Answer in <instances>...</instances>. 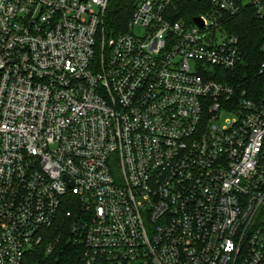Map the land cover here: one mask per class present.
<instances>
[{"label":"built area","instance_id":"2783aa9c","mask_svg":"<svg viewBox=\"0 0 264 264\" xmlns=\"http://www.w3.org/2000/svg\"><path fill=\"white\" fill-rule=\"evenodd\" d=\"M109 1L0 0V264L62 217L78 264H264V92L228 27L264 0H138L107 36Z\"/></svg>","mask_w":264,"mask_h":264},{"label":"trees","instance_id":"16d2710c","mask_svg":"<svg viewBox=\"0 0 264 264\" xmlns=\"http://www.w3.org/2000/svg\"><path fill=\"white\" fill-rule=\"evenodd\" d=\"M138 0H110L104 18V29L114 35L129 31ZM176 18L193 22L197 15L206 13L210 0H175ZM231 32L240 36L244 56L248 65L241 66L234 80H239L244 87L251 86L253 97L264 92V75L259 73V66L264 61V28L253 8L234 17L228 22ZM70 221L62 217L59 222L48 228L43 244L26 254L22 264H78L82 247L80 243L70 240ZM52 244V249L48 246Z\"/></svg>","mask_w":264,"mask_h":264},{"label":"rangeland","instance_id":"374dc122","mask_svg":"<svg viewBox=\"0 0 264 264\" xmlns=\"http://www.w3.org/2000/svg\"><path fill=\"white\" fill-rule=\"evenodd\" d=\"M134 33L137 34V35H144L145 34V29L143 27H141V26H136L134 28ZM193 64H194V62H193Z\"/></svg>","mask_w":264,"mask_h":264},{"label":"water","instance_id":"95a60500","mask_svg":"<svg viewBox=\"0 0 264 264\" xmlns=\"http://www.w3.org/2000/svg\"><path fill=\"white\" fill-rule=\"evenodd\" d=\"M195 21H196L197 23H199V24H203L202 19L199 18V17H196V18H195Z\"/></svg>","mask_w":264,"mask_h":264}]
</instances>
